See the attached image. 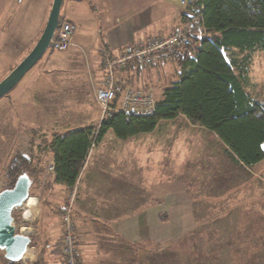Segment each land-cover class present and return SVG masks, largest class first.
<instances>
[{
	"label": "rangeland",
	"instance_id": "1",
	"mask_svg": "<svg viewBox=\"0 0 264 264\" xmlns=\"http://www.w3.org/2000/svg\"><path fill=\"white\" fill-rule=\"evenodd\" d=\"M53 2L54 0H0V83L38 43L49 19ZM177 3L181 7L180 1ZM62 20L67 19L61 17L60 21ZM125 49L122 48L118 53ZM104 52L105 50L100 54L101 60L98 65L100 70L98 69V72L94 70L93 76H90L89 67L85 66L80 72L55 75L53 80L47 79V84L46 81L42 82L43 76L41 75L37 83L36 76L45 71L49 60L57 57L49 47L23 80L9 94L0 99V193L7 181L8 162L16 151L23 148L29 149L32 143L36 157V172L33 174L35 182L30 189V198L36 202V212L31 221L24 222L23 215H27V208L16 209L14 224L19 229L24 226L30 230L24 231V234L32 233L30 246L39 250L38 255L42 249H46L45 246L49 247L45 250L43 259L51 263L55 260L60 261L54 254L55 247H53L51 238L54 235L57 237L60 230L62 233V216L73 200H71L72 191L57 187L53 173L50 171L53 157L48 147L52 137L57 135L55 133H62L64 129L37 127V125L48 123L45 118L46 112L47 115L51 113L58 118L65 114L68 122L77 120V124H80L84 118L92 116L91 124H100L103 114L96 99V91L102 85L105 76ZM144 69L141 66L134 69L135 72L128 71L123 81L135 85L137 76L141 74L147 77L146 82L153 84L157 80L156 86L164 89L177 80L173 64L164 63L159 74H155V70L148 71L150 68H146L148 69L146 71H143ZM119 76L122 77V75ZM250 81L251 87L248 91L255 98L264 101V52L252 55ZM28 84L32 88L36 84L35 88H42L33 93V99L39 96L38 92H41L51 97L52 101L56 100L55 104L51 103L50 108L41 112L39 109L34 111L33 108L26 109L25 103L18 104L16 99L19 97L18 93ZM118 85L120 87L121 83ZM55 87L63 90V93L60 96L56 95V98L53 94ZM25 96L21 99H25ZM26 102L30 104V100ZM87 104L92 105L93 110L95 109L94 116L89 114ZM180 118L174 124L165 125L160 130L166 122L161 123L159 130L152 133V136L137 138L139 142H134L136 146L144 144L146 147L144 150L152 154L149 155L150 158L157 151H161L165 161L169 157L165 151L166 145L172 142L170 137L164 138V134L168 133L172 127L173 134L179 136L177 139L180 147L177 148L180 150L179 165L195 204L197 228L187 236L171 256L161 255L159 264H232L231 257L233 256L231 252L228 254L231 244H234L238 251L240 249L242 251L233 264H264V162L255 169L247 170L237 167L223 153L211 134L202 128L188 124L182 117ZM184 133H187V137ZM177 143L173 142L174 145ZM94 148L92 152L95 151ZM132 149L133 146H130V150ZM184 152L186 156L182 157ZM10 184L11 182L6 188ZM76 200L77 196L74 198L75 202ZM74 207H76L75 204ZM56 212L59 214L57 215ZM73 219L80 233V223L74 212ZM210 230L214 233L221 231L220 234L232 236V238L224 240L226 245L223 242V249L212 247V241L217 244L222 238L215 233L214 239H208L207 233ZM223 250L226 252L221 253L220 251ZM3 256L5 253L0 250V258ZM147 264H152V262Z\"/></svg>",
	"mask_w": 264,
	"mask_h": 264
},
{
	"label": "crops",
	"instance_id": "2",
	"mask_svg": "<svg viewBox=\"0 0 264 264\" xmlns=\"http://www.w3.org/2000/svg\"><path fill=\"white\" fill-rule=\"evenodd\" d=\"M181 7L176 0H64L61 17L76 27V48L63 54L55 52L57 57L49 60L45 71L36 76L37 83L41 75L42 82L46 81L47 84V79L53 80L55 75L80 72L85 66L89 67L90 76H93L94 70L98 72L100 54L104 50L117 54L122 48H128L156 35H171L182 25V17L187 15V9L182 5ZM159 63L161 69L165 62L161 60ZM166 63L174 66L173 60ZM131 66L134 69L141 67L139 62H134ZM133 68L124 73L118 71L116 83L119 84L128 71H134ZM146 70L148 69L143 71ZM150 70L154 71V68L148 71ZM154 73L157 74L155 71ZM146 81L145 75H138L135 87L153 89L154 84L157 101L160 100L164 89L156 86L157 80L153 84ZM35 86L32 88L28 84L21 89L19 97L16 98L17 103H25V108H33V111H46L56 100L52 101L48 95L38 92L42 88ZM36 90L39 96L33 99L32 95ZM62 93V89L55 87L54 98ZM24 95L25 99H21ZM26 100H30V104ZM87 106L89 114L94 116L95 109L93 110L92 105ZM42 116H45L44 113ZM45 118L48 123H38L37 127H57L64 129L62 133L84 128L92 122V116L77 124V120L68 122L65 114L58 118L51 113L47 115V112ZM179 119L181 118L176 120ZM176 120L166 121L160 130L165 125L174 124ZM187 126L185 127L188 128ZM173 132L171 127L169 132L164 134V138L170 137L172 142L166 145L165 151L169 157L165 161L161 151H157L156 156L150 158L149 155L152 154L144 150V144L135 145L137 138L152 136L151 134L140 135L127 141H119L109 134L94 148L95 151L92 152V148V155L90 152L76 186L78 195L74 213L82 231L79 233L82 251L80 264H147L150 261L152 264H159L161 255L171 256L187 236L195 231L198 225L195 204L179 165V136H175ZM184 134L187 137V133ZM175 141L177 144L174 145ZM130 146H133L132 150ZM182 155L185 157V152ZM26 208V218L31 221L36 206ZM215 233L222 239L217 244L212 241V247L223 249L224 240L232 236L220 234L221 231ZM215 233L210 230L207 233L208 239H214ZM62 236L60 230L57 237L54 235L51 238L53 247L61 241ZM224 244L226 245L225 242ZM234 246L230 245L231 250L228 253L231 252L233 256L232 264L242 253L241 249L238 251Z\"/></svg>",
	"mask_w": 264,
	"mask_h": 264
},
{
	"label": "trees",
	"instance_id": "3",
	"mask_svg": "<svg viewBox=\"0 0 264 264\" xmlns=\"http://www.w3.org/2000/svg\"><path fill=\"white\" fill-rule=\"evenodd\" d=\"M198 4L203 6L202 37L191 47L174 53L177 80L164 88L153 115L116 112L100 124L52 137L48 149L55 165L56 186L63 190L75 189L92 148L109 134L119 141H127L152 134L161 123L180 117L211 134L237 167L252 169L264 161V101L248 91L252 55L264 52V0H200ZM186 19L187 16L182 17V21ZM130 68H133L131 64L120 71ZM123 82L120 81V87L116 85V102L129 85ZM35 163L32 143L29 149L16 151L7 164V181L1 191L22 174L29 175L32 187ZM33 205V200L27 204ZM15 213L16 210L14 221ZM46 249L40 251L32 264L63 263L62 259L54 263L44 261ZM0 264L22 262L12 263L3 256Z\"/></svg>",
	"mask_w": 264,
	"mask_h": 264
},
{
	"label": "built area",
	"instance_id": "4",
	"mask_svg": "<svg viewBox=\"0 0 264 264\" xmlns=\"http://www.w3.org/2000/svg\"><path fill=\"white\" fill-rule=\"evenodd\" d=\"M200 0H181V5L187 10V19L171 35H156L148 40L136 43L133 46L120 51L117 54L105 50L103 58L105 64V76L102 85L96 91V99L102 109L103 119L110 117L113 113L121 112L132 116H149L155 113L157 100L152 90L136 88L134 83L129 84L122 98L116 102V74L125 69L135 61L140 62L142 67L154 68L159 74L160 61L174 60V53L191 47L202 37L203 31L200 23V16L203 6L199 5ZM76 27L67 20L59 22L51 42L52 50L56 53H66L76 47L75 42ZM54 162L50 166V171L54 176ZM70 204L67 206L62 216V239L55 246L54 254L62 259V264H80L81 256V236L78 233L73 219L74 198L77 196V188L71 190ZM29 199L30 194H29ZM27 200V201H28ZM26 201V202H27ZM24 203L23 207H25ZM22 207V208H23ZM24 216V215H23ZM24 222H27L23 217ZM17 228L22 234V229ZM28 237L31 239L32 233ZM39 250L29 246L25 256L21 260L22 264H32L36 261Z\"/></svg>",
	"mask_w": 264,
	"mask_h": 264
},
{
	"label": "water",
	"instance_id": "5",
	"mask_svg": "<svg viewBox=\"0 0 264 264\" xmlns=\"http://www.w3.org/2000/svg\"><path fill=\"white\" fill-rule=\"evenodd\" d=\"M63 2L64 0H54L49 19L38 43L29 55L0 83V99L14 89L47 52L61 19ZM30 188L29 175L22 174L0 193V250L4 251L5 259L12 263L20 262L31 245V239L28 235L25 236L17 232L13 217V212L16 209H21L28 200Z\"/></svg>",
	"mask_w": 264,
	"mask_h": 264
},
{
	"label": "bare ground",
	"instance_id": "6",
	"mask_svg": "<svg viewBox=\"0 0 264 264\" xmlns=\"http://www.w3.org/2000/svg\"><path fill=\"white\" fill-rule=\"evenodd\" d=\"M31 200H33V199H29V200L26 202V204H25V209H26L27 204H28ZM35 206H37V205H36V202H35ZM23 217H24V219H25L26 221H30V220H27V218H26L25 215H24ZM27 230H29V229L24 228V229H22V232H21V233H22L23 235L27 236V235H29V233H30V232H27L26 234H24V231L26 232ZM29 231H30V230H29Z\"/></svg>",
	"mask_w": 264,
	"mask_h": 264
}]
</instances>
